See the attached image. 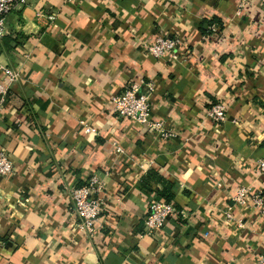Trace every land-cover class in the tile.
I'll return each instance as SVG.
<instances>
[{
    "label": "crops",
    "instance_id": "obj_1",
    "mask_svg": "<svg viewBox=\"0 0 264 264\" xmlns=\"http://www.w3.org/2000/svg\"><path fill=\"white\" fill-rule=\"evenodd\" d=\"M241 0H29L0 38L19 80L0 101V264H258L264 217L224 211L241 188L264 190V7ZM41 16H38V15ZM180 40L178 60L146 47ZM152 83L163 140L114 113L132 83ZM227 108L213 122L208 109ZM92 129L85 132L82 125ZM105 183L97 233L77 228L71 193ZM170 196L178 215L143 231L149 204Z\"/></svg>",
    "mask_w": 264,
    "mask_h": 264
},
{
    "label": "built area",
    "instance_id": "obj_2",
    "mask_svg": "<svg viewBox=\"0 0 264 264\" xmlns=\"http://www.w3.org/2000/svg\"><path fill=\"white\" fill-rule=\"evenodd\" d=\"M29 0H0V38L4 37L7 31V20L9 15L16 9L27 5ZM252 1L259 2L264 7V0H241L240 8ZM38 16H41L40 14ZM147 51L156 58L169 55L173 60H178L180 40L171 36L160 35L146 47ZM5 80H0V101H4L9 90L19 80V74L12 69L5 68ZM155 91L152 83H132L121 94L113 97V110L120 119H128L141 124L152 132L159 135L163 140H170L174 133L166 128L161 121L152 118L151 95ZM209 118L217 123L223 124L227 121V108L224 104L212 105L208 111ZM86 133L90 129L85 122H82ZM14 172V165L9 155L0 151V177H7ZM256 172L264 178V158L256 162ZM105 183L97 175L91 176L86 184L72 190L71 201L78 217L77 228L79 232L87 237H94L97 233V223L105 208L104 199ZM245 207L249 210L260 213L264 217V190L252 188H241L233 198V204L224 211V219L227 222H237L241 228L245 227L243 220L235 219L233 208ZM178 215V210L173 203L164 200L153 201L149 204L147 215L143 221V231L147 235H154L161 230L167 221ZM258 264H264V255H261Z\"/></svg>",
    "mask_w": 264,
    "mask_h": 264
},
{
    "label": "trees",
    "instance_id": "obj_3",
    "mask_svg": "<svg viewBox=\"0 0 264 264\" xmlns=\"http://www.w3.org/2000/svg\"><path fill=\"white\" fill-rule=\"evenodd\" d=\"M164 201H166L168 203H173V201L171 200V197L170 196H165V200Z\"/></svg>",
    "mask_w": 264,
    "mask_h": 264
}]
</instances>
